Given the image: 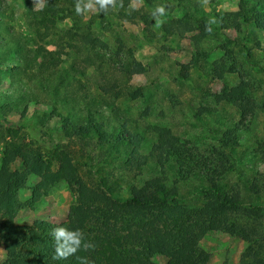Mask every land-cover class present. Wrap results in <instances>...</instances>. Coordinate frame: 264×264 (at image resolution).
<instances>
[{
  "label": "rangeland",
  "instance_id": "374dc122",
  "mask_svg": "<svg viewBox=\"0 0 264 264\" xmlns=\"http://www.w3.org/2000/svg\"><path fill=\"white\" fill-rule=\"evenodd\" d=\"M45 1L0 0V7L6 12L0 32L11 34L7 38L11 47L20 41L23 50L34 49L37 44L50 51L62 50L56 70L67 75L70 90L77 95L88 93L89 108L101 112L107 124L126 125L130 131L143 133L148 147L158 138L154 127H165L192 152L195 162L222 160L225 170L217 183L225 189L226 199H239L244 207L258 206L263 216H257L250 224L257 225L264 236V198H256L247 190L252 180L264 174V10L244 18L239 0H132V8L148 13L150 25L145 26L137 19H119L110 0H83L74 16H78L82 30L90 25L105 47L80 52L69 46L73 41L66 32L73 23L69 13L48 30L32 16L29 9L39 11ZM204 19L209 25L206 33L201 28ZM175 20H180L183 28L188 24L183 36L163 31L165 24ZM90 55L92 60L87 57ZM1 59L2 69L21 65L15 50L6 53L0 41ZM184 65L189 66L185 69ZM242 80L251 85L257 115L249 127L243 125L246 122L238 125L237 143L232 147L221 141L223 131L234 128L240 116L232 104L217 102L216 94L224 85L234 87ZM107 85L114 89L105 91ZM21 93H35L36 98L27 103L26 111L22 102L11 110H0L1 126L38 147L54 169L57 164L53 151L59 147L70 153L84 180L98 182L106 178L117 183L114 195L120 197L128 196L127 184L140 183L153 175L152 166L136 174L127 169L125 151L111 152L63 136L62 116L80 118L86 113L81 99L73 106L59 105L55 112L49 98L35 89L33 82L18 83L0 74V103L4 95L18 97ZM2 150L0 134V162ZM14 169L23 171L24 167L15 162ZM39 181V177L30 175L27 187L19 191L24 206L13 219L15 225L31 226L37 220L58 225L66 221L77 196L76 187L64 181L56 183L30 208L28 201ZM203 186L192 176L182 182L183 203L190 208L202 205ZM199 245L209 256L207 264H241L248 247L242 238L219 230L205 235ZM260 248L257 247L261 252ZM6 257L0 234V264ZM152 260L154 264L167 262L160 256ZM248 261L251 263L252 259Z\"/></svg>",
  "mask_w": 264,
  "mask_h": 264
},
{
  "label": "trees",
  "instance_id": "16d2710c",
  "mask_svg": "<svg viewBox=\"0 0 264 264\" xmlns=\"http://www.w3.org/2000/svg\"><path fill=\"white\" fill-rule=\"evenodd\" d=\"M46 0L39 11L29 9L46 30L63 15L73 17L72 26L66 31L69 46L82 52L105 47V43L86 26L81 29L78 16H74L83 0ZM187 2L191 0H178ZM121 20H140L150 25L147 12L132 8V0H110ZM239 9L244 18L264 10V0H239ZM5 9L0 7V29L4 24ZM187 22V21H186ZM202 32L209 29L204 19ZM180 20L167 23L163 31L167 35L183 36L188 30ZM7 32V30H6ZM8 35V36H7ZM0 32V41L6 53L15 50L21 65L6 66L0 74L8 75L18 83L33 82L52 103L54 111L60 106L75 105L81 99L86 113L80 117L64 115L61 131L68 139H77L89 145L108 149L111 152H127L124 164L134 174L152 166L153 175L137 183H129L126 197L114 195L117 183L106 178L88 182L79 174L77 166L67 151L56 147L53 159H47L38 147L17 136L14 130L0 134L3 150L0 162V234L7 251L2 264H154L153 258L167 259L165 264H207L208 254L200 248V240L208 233L222 231L247 242V251L241 264H264V236L252 222L261 214L258 206L245 205L239 199H226L225 189L218 178L225 170L222 160L207 159L196 163L192 152L179 144L178 138L165 127H154L157 140L147 144V137L140 131H130L126 125L113 127L107 124L102 113L89 108L88 93L77 95L70 90L67 75L56 69L61 61V51L47 50L37 44L34 49L23 50L20 41L11 47L7 39L11 34ZM131 54V53H130ZM92 60V56H87ZM189 65H184L187 69ZM250 83L240 81L236 86L224 85L216 94V101H225L237 108L240 120L234 128L223 131L221 140L227 146H235L239 124L249 127L257 115L256 99L252 97ZM113 90L107 85L104 90ZM114 94H119L116 92ZM35 93H21L18 97L5 96L0 110H11L17 103L35 99ZM247 124V125H245ZM264 143V139H263ZM15 162L21 163L23 171L12 170ZM206 169V170H204ZM30 175L40 178L33 188L28 206L33 208L50 188L61 181L76 187L77 196L71 204L66 221L55 225L46 220H37L31 226H19L13 222L24 206L18 197L27 187ZM204 183L202 192L205 201L190 208L180 196V184L190 177ZM208 184V185H207ZM247 190L256 198H264V174L252 180ZM259 226V225H258ZM257 247H262L261 252ZM252 259L251 263L248 261ZM226 264V262L224 263Z\"/></svg>",
  "mask_w": 264,
  "mask_h": 264
}]
</instances>
